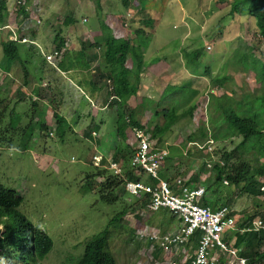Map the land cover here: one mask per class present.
Returning a JSON list of instances; mask_svg holds the SVG:
<instances>
[{"label": "rangeland", "instance_id": "rangeland-1", "mask_svg": "<svg viewBox=\"0 0 264 264\" xmlns=\"http://www.w3.org/2000/svg\"><path fill=\"white\" fill-rule=\"evenodd\" d=\"M121 1L38 0L36 5L32 0L29 12L40 21L36 27L38 36L35 40L42 44L44 52H48L54 32L61 29L69 40L68 50L71 37L90 42L94 32L100 31L102 36L100 20L106 13L95 12L97 5L110 2L122 17L127 11L130 12L132 16L128 20L129 24L122 28L126 30V35L130 32L133 34L128 38L123 34L122 40H127L129 51L133 49V52H138L135 55L137 60L143 54L146 63L156 58L166 64L155 63L152 69L144 71L149 76H144L143 93L130 103L128 100L124 103L125 118L129 117L148 129L160 124L162 114H166L169 109L181 112L188 106V97L191 96L190 103L196 107L192 117L179 119L161 141L153 143L157 154L162 155L160 170L164 167L167 172L178 173L182 178L193 177L196 185L204 186L206 192L214 195L223 194L227 199L237 195V199H234V204H237L227 205L232 210L230 216L233 220L234 215H238L239 220H248L264 214V200L240 193L239 187L231 185L228 180L227 185L214 181V169L202 164L214 159L212 167L218 164L221 153L231 151L240 141V138H230L222 131L225 137H213V132L218 133V126L223 128L222 116L216 110V98L226 95L238 101L251 94L249 100L253 102L252 110L257 107L261 110L264 94L259 90L260 83H257L253 72H244L242 68L247 64L252 65L255 60L264 61V46L257 35L254 18L247 14L249 1H239L235 14L229 13L233 0H211L215 5L209 6L210 0H129L127 9ZM103 8L108 12L111 10L106 4ZM48 12L56 16L48 19ZM68 17L73 21L65 26L64 19L68 20ZM136 29H141V32L134 34ZM75 44L80 46L83 43L78 41ZM25 46L17 45L23 62L21 64L38 83L40 78L51 81L56 77L62 96L52 93L48 84V129L41 134L38 125L43 122L45 105L40 104L35 109L33 97L24 96L18 100L17 95L11 96L7 88L8 80L0 87V185L14 190L21 197L18 211L29 219L36 230L45 232L51 238L52 249L44 257L43 264H75L82 255L86 241L103 230L108 221L122 209H125V215L109 228L108 249L115 264H167L170 254L158 249L148 239V234H165L175 230L177 220L168 210L146 213L140 200L128 196L121 186L113 191L115 202L103 203L99 200V187H96L102 183L101 178L95 180L93 191L87 192L85 189L86 176L96 171L90 164L96 149L105 155V159H113L114 152L126 145L131 151L135 149L136 143L130 130L125 142L116 139L114 104L107 105L108 110H97L99 115L96 121H101L99 126L86 127L84 122L89 120L88 116L96 106L89 103L91 89L74 81L72 74L62 69L57 72L47 69L45 75L35 74L33 61L35 58L41 59L39 54L36 56L40 51L27 50L28 54H25ZM88 48L89 45H85V50ZM82 60L83 57L78 56L79 73L84 77L82 74L86 75L87 71ZM166 65L170 68L164 69ZM226 74L230 77L224 80L222 86L211 81L213 78L220 79V76L227 77ZM231 76L235 77L238 84ZM103 83L112 90L111 81L108 84L105 79ZM169 86L175 87L170 89ZM129 89L133 91L130 85ZM254 94L257 98H253ZM109 95L104 98L109 99ZM102 105L100 102L99 108ZM53 108L68 121L69 127L63 136L52 131L54 122L50 115ZM77 116L80 118L78 123ZM263 118L264 115H260L256 122L261 123ZM199 127L212 134V155H208L203 147L209 138L208 135L206 139L200 138ZM49 130L52 136L47 135ZM91 130L98 134L97 146L96 139L92 141L90 138ZM188 136H193L195 141L186 140ZM116 140L122 144L120 149L115 146ZM246 151L241 153V158L251 166L259 164L252 156L250 145L246 146ZM103 168L106 169L105 165ZM106 172L107 176L111 175L108 169ZM224 203L227 204L226 201ZM260 217L264 219V216ZM233 223L234 227L240 225ZM235 232L231 225L225 233L227 241L235 237ZM253 246L254 242L250 240L245 248L246 253H250ZM5 258V262L15 263L11 257ZM0 264H3L2 259Z\"/></svg>", "mask_w": 264, "mask_h": 264}, {"label": "trees", "instance_id": "trees-1", "mask_svg": "<svg viewBox=\"0 0 264 264\" xmlns=\"http://www.w3.org/2000/svg\"><path fill=\"white\" fill-rule=\"evenodd\" d=\"M122 1L125 5L128 4L129 6V0ZM239 1L242 0L232 1L230 14L237 12ZM246 1H249L247 14L249 17L254 18L257 35L264 46V0ZM28 2L30 0H24L23 4L19 6V13L27 15L24 6L29 5ZM135 9L140 10V8ZM5 16L6 0H0V23L4 22ZM64 21L65 26H68V23L73 20L68 17V20L65 18ZM101 29L103 34L101 36V42L98 45H102L105 48L103 55L104 61H106L108 66L114 68L105 78L112 82V91L110 94L119 99V101L116 100L115 110L116 134L118 139L120 138L121 141L125 142L129 130L131 134L133 127H142L139 123L130 120L129 117L125 118L123 105L130 96L136 94V87L129 83L131 77L129 74L134 73L137 81L139 80L142 72L143 54H140V58L137 60L135 55L138 52H133V49L129 51L126 43L127 40L114 39L108 33L106 34L105 27L102 23ZM59 34H61L60 30L56 34V37H59ZM57 40L55 48H61L64 41L63 39ZM1 47L6 60L13 62L19 59L16 43L6 40L1 43ZM129 59H132V67L131 69H126L125 62ZM136 64L137 67L135 68L134 66ZM252 65L254 66L252 67ZM252 65L247 64L242 68L244 72L251 71L254 73L257 83H260L259 90L264 94V61L260 62L255 60ZM114 66L118 67L119 70ZM227 79L228 77L224 76L220 79L214 78L211 81L217 86H222L224 80ZM129 85L133 88V91L129 89ZM172 87L175 86H169L168 88L171 89ZM173 91L175 92V89ZM166 92H169V90ZM250 97L251 94L245 95L238 101H234L226 95L216 98V110L222 116L223 128L218 126V133L213 132V137H225L221 134L222 131L230 138H240V141L231 151H223L221 153L220 158L224 162V165L219 166V164H215L212 169L215 171L214 181H220L222 183L223 180H228L231 185L239 187L240 193L255 197L259 196L258 183L261 179H264V118L261 123L256 122L260 115H264V97L261 100V110L257 107L254 111L252 110L253 106L251 107L253 102L249 100ZM253 98H257L255 94ZM190 100L191 96L188 97V106L182 109L181 112H177L176 109L171 108L166 114H162V122L160 124L150 128L148 127V140L161 141L162 137L170 132L171 128L179 119L191 118L196 107L190 103ZM52 120L54 121V130L56 133L63 136L65 130L69 127L65 119L56 112H53ZM46 129L45 124L41 123L40 133L42 134ZM198 134L201 139H206L208 135L209 140L214 143L212 134H208L207 130H204L203 127L198 128ZM186 140H189V142L195 141L193 136H188ZM247 145H250L251 150H253L252 156L255 158L254 160L259 161V164L256 166H251L245 159L241 158V153L243 151L247 152ZM116 153L114 152L113 154V161L121 162L124 178L127 181L140 180V178L134 175L136 170L130 165V157L133 153L130 147L126 145ZM102 163L104 164V161ZM202 164L204 165L203 162ZM86 178L85 189L87 192L93 191V186L96 185L95 180L97 178H102V183L96 185V187H99V200L106 204H111L116 201V197H113L115 188L121 186L124 190L123 180L111 175L107 176L106 169L98 168L94 173L88 174ZM155 183L156 181L148 178L147 184ZM187 184L192 185L190 181ZM20 203L21 197L14 190L0 185V224L2 225V231L0 232V256L7 255L8 257L17 259L18 264H43V259L52 249L53 242L45 232L36 230L29 219L18 211ZM141 203L144 205L145 200ZM125 212V209H122L116 213L108 221L103 230L93 234L86 241L82 255L75 264H115V259L108 249L109 228L123 217ZM248 235L251 241L254 242V246L250 253L244 251L243 255L252 264H264V232L249 233ZM195 237L196 235H194Z\"/></svg>", "mask_w": 264, "mask_h": 264}, {"label": "built area", "instance_id": "built-area-1", "mask_svg": "<svg viewBox=\"0 0 264 264\" xmlns=\"http://www.w3.org/2000/svg\"><path fill=\"white\" fill-rule=\"evenodd\" d=\"M23 2L24 0H16L15 5L20 6ZM128 17L130 14L126 13L120 23L121 27L127 26ZM27 19L33 21L35 25L40 23L36 16H32V12ZM109 27L112 28L116 37L123 36L113 24L110 23ZM11 33L9 40L30 43L29 39L18 34L16 29H11ZM65 47L66 45L60 50L54 49L51 53L45 54V60L55 65L65 51ZM133 134L136 139V148L131 165L150 177L157 178L162 155L151 150L152 143L148 140L145 130L134 129ZM211 143L212 141L208 142L209 152L212 150ZM94 160L97 162L98 158ZM219 163L223 165L222 161ZM207 166H211L210 162ZM110 168L114 174L120 173L119 165L112 163ZM175 184V191L164 181H159L153 187L140 182H127L124 187L128 194L136 198L148 195L149 200L146 205L148 211L156 212L161 208H167L177 219L178 224L173 232L165 235L153 233L149 236L150 240L155 241L159 247L170 254L167 264H251L246 257L240 255L239 249L224 239L228 228H231V225L232 229L234 228L233 219L230 216L231 209L224 206L211 210L209 207L201 206L199 201L204 194V187H187L182 179H177ZM258 189L260 198L264 200V179L259 181ZM261 231L264 232V221L259 217H254L245 227L239 229L241 233ZM194 235H196L195 238ZM191 238L194 240L191 241ZM171 257L174 259L171 260Z\"/></svg>", "mask_w": 264, "mask_h": 264}, {"label": "crops", "instance_id": "crops-1", "mask_svg": "<svg viewBox=\"0 0 264 264\" xmlns=\"http://www.w3.org/2000/svg\"><path fill=\"white\" fill-rule=\"evenodd\" d=\"M15 1L16 0H12V1L6 0V16L4 18V22L0 23V87L2 88V86L5 83V80H6V82L8 80L7 88L9 90V92L12 94V95L10 94L11 96L17 95L16 98L18 100H21L24 96L33 97L32 101L34 99L33 102H35V105H34L35 109H37L40 104L45 105L46 110H45L44 115H43L44 116L43 122H40L38 125L39 131H40L41 123L46 124V126L48 125L47 120H46V118H48L46 115V113H47L46 111L48 108V102H49V97H50V95L48 93V89H47L48 86H47V88L46 87L44 88V87H42V83H48L49 86L51 87V92L57 93L59 96H62V90L58 89L60 86H59V82H58L56 77L52 78L51 81L48 78L47 79L40 78V82L38 83L37 80L33 76L30 75V72L27 70L25 65L21 64L23 62L21 60V54L19 51L20 49L18 47H17V49H18L19 59H16L13 62L5 59V57L3 55L1 43L8 40V36L10 34V31L8 30V28H4V27L7 26L11 22L10 13L16 10V7L14 5ZM31 1L32 0H30V2H28V3L30 4ZM33 1L35 2L36 5H38V3H39L38 0H33ZM121 3L125 9L128 8V4L125 5L123 3V1H121ZM105 4L107 6L111 7L110 12L105 11L106 8H103V5H105ZM105 4L97 5L96 9L94 11L99 12L101 14L106 13L104 18L102 17V19L100 20L102 25L105 27L106 34L108 33L114 39L120 38V40L124 39V35L126 36V38H128L129 35H133L132 32H130L126 35L125 34L126 30L124 31L122 29L124 27L120 26L119 22L121 23L120 20H122L123 17L118 14V9L115 10L113 8V5L110 2H106ZM211 4L215 5V3H212L210 0L209 3L207 4V6H209ZM40 9H41V7H40ZM214 11H216V10H214ZM48 14H49V15H47L48 19H51L54 16H56L55 13H53V12H48ZM128 20L126 21L127 26L129 24ZM109 23H113L115 28L117 29V31L120 34H122V35L124 34V35L122 37H116L114 35L112 29L109 27V25H108ZM21 24L22 23H19L18 27ZM27 25L29 26V28L31 30L30 35H29L30 38L36 42L35 39L38 36L37 35L38 30H37L36 26L32 25L31 23H29ZM21 26L23 27L24 24H22ZM120 29L123 31V33H122V31L121 32L119 31ZM59 30L61 31V34H59V37H56V34L58 33ZM59 30L54 32L55 33L54 39L50 42V45H51L50 50H52V48L57 43V41H58L57 39H63V41H64L67 38L66 34L64 32H62L61 29H59ZM140 32H141V29H136L134 34L135 33L137 34ZM104 34H105V31H104ZM78 41H80L83 44H81L80 46L75 44V42H78ZM99 42H101V32L100 31L94 32V38L90 42H87V41L84 42L83 39L77 38V37L74 40V38L71 37L70 38V45H69L70 48L68 50H66V52L64 53L61 64L59 65V68L64 70V72H68V73L72 74L74 81H76L77 83L79 82L80 84L84 85L85 87H88L89 89H91L90 98H89V100L91 101L90 103H93L94 105L96 104V106L98 105L97 107L96 106L93 107L95 109H93L92 113H90V115L88 116L89 120H86L84 122V125L86 127H88V126L90 127L91 125H92V127H97V125L99 126L101 121H99V122L96 121V119L99 115L97 110L98 111H101L104 109L108 110L107 102H110V99H111V98H109V99L104 98L105 95H108V92H109L108 90L110 88L107 87V85H105V83H103V81L105 80V76L108 75L112 70H114V68L108 66L106 61L103 60L105 48L102 45H98ZM37 43L42 47V44L40 42L37 41ZM68 43H69V40H68ZM17 45H18V43L16 44V46ZM85 45H89V48L86 50H85ZM25 50H26V53L25 52H23V53L28 54L27 50H30V51L33 50V51L38 52L39 49L26 44ZM38 54L40 55L41 59L38 60V58H35V60L33 61L34 66H35L34 73L40 74V75H42V73H43L45 75L47 72V69L54 70V69H52V67L50 65H48L43 60V56L40 54V52L37 53V55H36L37 57H38ZM78 56L83 57L82 63H85V66H86L87 74L86 75L82 74L84 77H81V75L79 73V71H80L79 70V64H77ZM6 61L8 63H6ZM160 61H163V60L151 58L150 62L146 63L144 55H143L142 65H141L142 72H141L140 77H139L140 81H137L136 75L134 76V73L129 74V76H131L129 79V83H131V85L136 87V94L129 97V99H128L129 103L131 100L137 99L140 96V94L143 93L142 88H143L144 81H145L144 76H149L148 74H145L144 71L152 69L153 65L155 63H165L166 64V62H164V61L160 62ZM171 63L172 62H170L168 64H171ZM131 67H132V61H131V59H129L125 62V68L131 69ZM134 67L136 68L137 64ZM115 68L117 70H119L118 67H115ZM165 68H170V66L166 65L164 67V69ZM2 70L4 72H1ZM136 74H137V72H136ZM207 76H208V74H207ZM226 76L230 77V76H228V74H226ZM231 77L233 78V80H235L236 84H238L235 77H233V76H231ZM220 78H223V77L220 76ZM232 78H230V79H232ZM236 78H238V77H236ZM81 79H83V80H81ZM76 87L79 91H81L78 86H76ZM55 89H57L56 92H55ZM100 102L103 103V105L99 108ZM115 102H116V100H112L111 104H114ZM57 113L60 116L64 117V115L60 111L59 112L57 111ZM71 117H73V116H71ZM64 118L66 119V117H64ZM38 121H40V119H38ZM66 122H68L67 119H66ZM78 122H80L79 116H77V123ZM116 143H117V141H116ZM118 147L120 149L122 147V144L119 143ZM102 155H104V154H102ZM170 164L172 165V163H170ZM159 176L161 179L166 180L171 184H173V180L175 178L180 177V176H178V173L172 174V173L167 172V170H165L164 167L160 170ZM140 177H141L140 178L141 181H143L145 183L148 182V177H146L145 175L140 176ZM185 179L186 180L189 179V181L192 183L193 186H197L195 184V179H193V177H188ZM234 199H237V195L232 196L231 198L227 199V198H224L223 194L214 195L211 192H205L203 195V198L201 200V203L206 204L208 207L215 210V209H217L223 205H228L229 203H231V205L234 206L235 204H237L236 202L234 204ZM224 201H226L227 204H225ZM260 216H264V214H261ZM234 218H235L234 222H237L238 224H240L239 227L238 226L236 227L239 229H240V226L245 227L244 223L246 221L250 220V218L248 220H246L247 218L245 220L244 219L239 220L238 215H234ZM233 235H235V237L231 238L230 243L234 244V246L237 247V249H239L240 251H242L241 253L243 254V252L245 251V248L250 244L251 239H250L249 235L248 234L240 235L239 232H235V233H233ZM224 239L227 241V237L225 234H224Z\"/></svg>", "mask_w": 264, "mask_h": 264}, {"label": "clouds", "instance_id": "clouds-1", "mask_svg": "<svg viewBox=\"0 0 264 264\" xmlns=\"http://www.w3.org/2000/svg\"><path fill=\"white\" fill-rule=\"evenodd\" d=\"M16 2V1H15ZM15 5V4H14ZM15 7H16V10L15 11H13V12H11L12 13V15H11V13H10V16H11V22L7 25V26H5L4 28H8V30L10 31V34H9V36H8V40L7 41H11V40H9V37L11 36V29H16V32L18 33V34H20V35H23V36H26L28 39H29V41H30V43H23V42H14V43H18V44H28V45H30V46H32V47H35V48H38L39 49V51H40V54L43 56V60L48 64V65H50L51 67H52V69H54V71L55 72H57V71H59L60 70V68H59V65L61 64V61H62V58H63V55H64V53L66 52V50H67V48H68V39H66V40H64V42H63V46L62 47H64V45H66V47H65V51L63 52V54H62V56H61V58L59 59V61L55 64V65H52V64H50V63H48L46 60H45V58H44V55L45 54H49V53H51L54 49H61V48H55V46L52 48V50H50V51H48V52H44L43 51V48L37 43V42H35L33 39H31L30 38V32H31V30H30V28H29V26L27 25V24H29V23H31L32 25H35L34 24V22L33 21H31V20H28L27 18H28V16H29V5H25L24 7H25V10L27 11V15H24V14H22V13H19V6H16L15 5ZM126 13H129L130 14V16H131V13L130 12H126ZM126 15V14H125ZM124 18V17H123ZM129 19V17L126 19V21ZM123 21V20H122ZM19 23H22V24H24V26L22 27L21 25L18 27V24ZM110 24V23H109ZM108 24V25H109ZM111 24H113V23H111ZM38 25H40V24H38ZM38 25H35L36 27L38 26ZM114 25V24H113ZM10 27V28H9ZM33 27V26H32ZM114 28H115V26H114ZM112 29V28H111ZM20 30V31H19ZM113 31V30H112ZM117 39H120V38H117ZM13 42V41H12ZM106 79V78H105ZM107 80V79H106ZM107 82L109 83L110 81L109 80H107ZM47 86H48V83H42V87H46L47 88ZM111 87H112V85H111ZM111 89H110V91L108 92V94H110L111 93ZM111 95V94H110ZM109 98H111L110 99V102H107V105H109V106H112V104H111V101L112 100H117V101H119V99L118 98H116L115 96H113V95H111ZM89 99V98H88ZM33 101H34V99H33ZM32 101V102H33ZM91 101L89 100V103H90ZM114 102V101H113ZM33 104L35 105V102H33ZM114 105H115V109H116V102L114 103ZM34 108H35V106H34ZM51 111H53V112H56L57 113V109H54L53 108V110H51ZM53 112H52V114H53ZM34 113L35 112H33V115H34ZM58 114V113H57ZM59 115V114H58ZM60 116V115H59ZM62 117V116H61ZM64 118V117H63ZM51 119H52V115H51ZM65 119V118H64ZM65 121H66V119H65ZM54 122V121H53ZM66 123H68V122H66ZM68 126H69V124H67ZM29 126H30V124H29ZM45 126H46V124H45ZM47 127V126H46ZM48 129V128H47ZM46 129V130H47ZM134 129H141V130H145V133L147 134V132H148V129L146 128V127H144V126H142V127H133L132 128V130H131V136L133 137V139L135 140V143H136V139H135V136H134V134H133V130ZM45 130V131H46ZM45 131H43L44 133H45ZM52 131H54V133H56V131L53 129ZM52 131H50L49 130V132L47 133V135L48 136H52ZM43 133V134H44ZM90 138H91V140L93 141L94 139H96V146H97V140H98V134H97V132L96 131H94V130H91L90 131ZM116 139H118L117 137H116ZM119 140V139H118ZM117 141V140H116ZM151 143H152V145H151V147H152V151L153 152H156V148L154 147V141L155 140H149ZM209 141H211V140H207L206 141V144H205V146H203V147H205V149H206V153L208 154V155H212L213 154V148H214V146L212 145L213 144V142H212V144H211V146H212V150H211V152H209L208 150H207V147H208V142ZM118 143V142H117ZM98 144H99V140H98ZM119 144V143H118ZM118 144H116L115 146H116V148L118 147ZM135 148H136V145H135ZM134 153H135V149H134V151H133V153H132V155H131V157H130V165H131V160H132V157H133V155H134ZM94 158H98V161L96 162L95 160H94ZM215 160V159H214ZM214 160H206L205 161V163L204 164H206V167L207 168H212V163L214 162ZM102 161H104V164L102 163ZM163 161V159H161V161H160V164H159V166H158V170H157V178H152V177H150L149 175H147L145 172H143V171H141L139 168H137V167H135V166H132L131 165V167L132 168H134L135 170H136V172H135V176L136 177H138V178H141L140 176H143V175H145L146 177H148L149 179H152V180H154V181H156V183L155 184H147V183H145V182H143V181H141V179L140 180H137V181H127L125 178H124V175H123V171H122V164H121V162L119 161V162H116V161H113V159H105V157H104V155H102L97 149H96V151H94V154L92 155V157H91V160H90V164H92L96 169H98V168H100V169H104L103 167H104V165H105V167H106V169H108L110 172L109 173H111V176H113V177H116V178H118V179H122L123 180V188L125 187V184L127 183V182H140V183H142L143 185H146V186H150V187H153V186H155L156 184H158V182L159 181H164V182H166L169 186H170V188L173 190V191H175L176 190V184H175V182H176V180L177 179H182L183 181H184V185L185 186H187V187H190V188H197V187H204V186H193V185H188L187 184V182L189 183V179H185V178H182V177H177V178H175L174 180H173V184H171V183H169L168 181H166V180H163V179H161L160 178V176H159V170H160V168H161V162ZM220 161H222L221 159L220 160H218V164H219V166H222L219 162ZM208 162H210V167H208L207 166V164H208ZM223 162V161H222ZM112 163H115V164H117V165H119V169H120V173L119 174H114V172H113V170L110 168V165L112 164ZM223 165H224V162H223ZM102 179V178H101ZM224 182H226V183H224ZM222 183H224V184H228V182H227V180H223L222 181ZM258 186H259V183H258ZM124 191H125V188H124ZM206 191H205V187H204V193H205ZM125 193L129 196L130 194H128L126 191H125ZM204 195V194H203ZM203 195H202V197H201V199H200V201H199V204L201 205V206H206V207H208L207 205H205V204H202L201 203V200H202V198H203ZM130 196H132V195H130ZM258 197H260V194H259V196ZM132 198H135V199H138V200H140L141 202H143V200H145V204L143 205V207H144V211L146 212V213H149L150 211H148L147 210V208H146V205H147V203H148V200H149V196L148 195H142L141 197H139V198H136V197H134V196H132ZM263 200V199H262ZM227 207V205H223V206H221V207ZM210 208V207H209ZM220 208V207H219ZM161 209H165V210H168L167 208H161ZM211 209V208H210ZM218 209V208H217ZM160 210V209H159ZM158 210V211H159ZM211 210H213V209H211ZM216 210V209H215ZM232 211V210H231ZM157 212V211H156ZM168 212H170L169 210H168ZM232 213V212H231ZM170 214H171V212H170ZM171 216H173L172 214H171ZM174 217V216H173ZM255 217H258V216H255ZM175 218V217H174ZM254 218V217H253ZM253 218H251L250 220H248V221H246L245 223H244V225H246V224H248ZM259 218H261V217H259ZM176 219V218H175ZM262 219V218H261ZM177 220V219H176ZM263 220V219H262ZM264 221V220H263ZM177 222V224H178V221H176ZM233 222H234V220H233ZM248 226V225H247ZM176 227H177V225H176ZM176 227H175V229H176ZM243 228V227H242ZM242 228H240V229H242ZM233 230L234 231H236V232H239V228H236V227H234L233 228ZM2 231V225L0 224V232ZM263 232V231H262ZM153 233H156V234H158V235H165V234H167V233H165V234H159L158 232H152V233H149L148 234V239H149V236L151 235V234H153ZM170 233V232H169ZM239 233H241V232H239ZM244 233H246V232H244ZM244 233H242V234H244ZM250 233H258V232H250ZM150 240V239H149ZM194 239L193 238H191V241H193ZM152 243H154V244H156L157 246H158V249H163V248H161V247H159V245L155 242V241H153V240H150ZM233 246H234V244H233ZM235 247V246H234ZM237 248V247H236ZM242 251H240V255H242V256H244L242 253H241ZM7 255H1L0 256V259H2V263L3 264H10V262L9 263H7V262H5V260H6V257ZM245 257V256H244ZM11 259H13V258H11ZM14 261H15V263L14 264H18V262H17V259H13ZM250 263V262H249ZM252 264V263H251Z\"/></svg>", "mask_w": 264, "mask_h": 264}]
</instances>
